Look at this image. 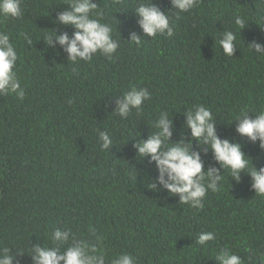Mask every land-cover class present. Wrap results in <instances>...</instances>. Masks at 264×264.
Returning a JSON list of instances; mask_svg holds the SVG:
<instances>
[{
    "label": "trees",
    "instance_id": "16d2710c",
    "mask_svg": "<svg viewBox=\"0 0 264 264\" xmlns=\"http://www.w3.org/2000/svg\"><path fill=\"white\" fill-rule=\"evenodd\" d=\"M93 2L120 40L112 59L98 53L72 64L59 44L58 55L45 44L50 30L72 36L71 26L54 22L68 8L64 0H23V16L0 23L17 47L15 70L26 92L23 100L0 96V252L7 247L13 264H34L31 249L52 246L56 228L70 229L76 239H89L92 228L103 238L106 264L121 253L137 264H217L222 248L244 264H264V197L255 195L249 175L236 181L225 170L223 190L209 191L203 206L192 208L179 204L178 194L147 187L158 172L134 147L154 131L161 111L172 116L170 142L191 140L184 113L203 105L213 113L217 135L239 142L253 166L264 167L259 142L241 137L232 122L241 111L248 118L264 111V58L247 46L264 44V5L200 0L177 14L170 0H153L169 11L174 33L144 37L137 47L126 40L132 32L143 36L133 10L140 0ZM236 15L248 17L242 30ZM224 30L237 36L232 57L219 46ZM133 87L148 89L150 98L122 119L113 114L116 101ZM100 131L113 140L107 150ZM192 150L201 153L205 170L220 168L207 145L193 141ZM209 231L216 239L197 245L198 235Z\"/></svg>",
    "mask_w": 264,
    "mask_h": 264
},
{
    "label": "clouds",
    "instance_id": "9594fccd",
    "mask_svg": "<svg viewBox=\"0 0 264 264\" xmlns=\"http://www.w3.org/2000/svg\"><path fill=\"white\" fill-rule=\"evenodd\" d=\"M118 2V0H117ZM23 0H0V23L11 19H20L23 16ZM68 8L61 12L54 22L65 26H71L74 31L71 38L67 33L57 35L49 31L43 37L45 44L56 50L59 44L68 54V63L76 64L79 61H90L94 55L101 54L112 59L120 46V40L113 35V25L104 21L103 13L93 0H64ZM171 10L176 9L177 14L188 12L199 6L200 0H170ZM264 5V0H259L256 5ZM143 36L136 32L130 34L131 44L140 47L144 37L155 38L160 34L172 36L174 22H170L169 11L164 12L153 3V0H140L133 8ZM234 23L238 29H244L248 24V17L236 15ZM219 39V46L223 53L234 56L237 49L236 33L223 31ZM24 40L28 44L33 43L29 34H24ZM258 57L264 58V44L253 40L248 45ZM19 59L15 43L9 32L0 30V96L14 95L23 100L26 92L21 87L17 77L16 66ZM150 91L146 88L133 87L122 94V98L116 101L114 115L126 119L135 109L142 110V105L150 98ZM72 103V101H69ZM247 111H241L232 122L236 124V132L241 137L253 144L259 142L260 149L264 150V111L255 114V118H248ZM186 128L190 129L191 140H185L182 136L176 142H170L174 131L172 116L166 111H161L153 123L154 131L149 132L147 139L140 140L134 145L137 156L141 159H149L154 164L158 175L154 182H146L148 188L159 192L167 190L169 195H179V204H187L192 208H201L202 201L209 191L216 193L223 190L222 181L224 171L229 170L230 176L240 181L241 173L251 177V188L255 195L264 197V167L257 170L252 163V158L242 151V145L231 138H220L217 135L215 118L211 109L196 105L184 113ZM231 122V123H232ZM230 123V124H231ZM101 148L107 150L113 144V140L107 131L99 132ZM193 141L197 145H207L206 151H211L220 168L209 167L205 170L204 162L199 151L192 150ZM220 169H223L221 172ZM159 185L160 187H158ZM89 239H76L70 229L56 228L51 233L52 246H35L31 249V258L34 264H106V255L103 248V238L89 228ZM70 236L73 239L70 241ZM91 237L95 238L92 242ZM214 232H201L197 239V245L207 246L214 241ZM61 243L70 246L61 253ZM14 257L9 255V249L4 247L0 252V264H13ZM217 264H244L242 258L230 249L222 248L215 257ZM110 264H137V258L128 253L117 254L111 258Z\"/></svg>",
    "mask_w": 264,
    "mask_h": 264
}]
</instances>
